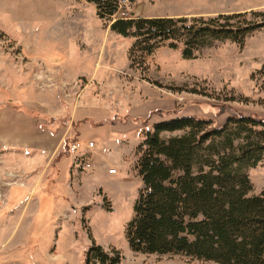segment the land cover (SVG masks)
I'll list each match as a JSON object with an SVG mask.
<instances>
[{
    "label": "rangeland",
    "instance_id": "rangeland-1",
    "mask_svg": "<svg viewBox=\"0 0 264 264\" xmlns=\"http://www.w3.org/2000/svg\"><path fill=\"white\" fill-rule=\"evenodd\" d=\"M123 3L101 20L87 0H0V264H86L93 244L121 264H213L131 250L138 149L162 121L264 120V28L192 60L165 43L132 61L134 39L110 25L241 12L261 22L264 0ZM74 142L87 149L71 154ZM246 173L251 194L263 192L264 158Z\"/></svg>",
    "mask_w": 264,
    "mask_h": 264
},
{
    "label": "trees",
    "instance_id": "trees-1",
    "mask_svg": "<svg viewBox=\"0 0 264 264\" xmlns=\"http://www.w3.org/2000/svg\"><path fill=\"white\" fill-rule=\"evenodd\" d=\"M101 20L119 10V0H87ZM247 13L215 18H119L110 30L133 38L136 53L151 55L161 45L181 46L186 60L215 42L243 45L261 22ZM244 19V20H243ZM164 134H170L163 139ZM176 134V135H174ZM137 170L143 188L126 237L132 251L158 256H186L213 264H264V191L252 195L247 168L264 158V120L184 117L162 121L138 149ZM119 251L93 244L86 264H121Z\"/></svg>",
    "mask_w": 264,
    "mask_h": 264
},
{
    "label": "built area",
    "instance_id": "built-area-1",
    "mask_svg": "<svg viewBox=\"0 0 264 264\" xmlns=\"http://www.w3.org/2000/svg\"><path fill=\"white\" fill-rule=\"evenodd\" d=\"M123 4H124L123 0H119V10H120L121 5H123ZM122 19H124V18H122ZM89 147L90 148L94 147V143H90ZM83 149H87V148L86 147L83 148L82 145H80V143H77V142L71 143L69 145V152L71 154H75V153L80 154ZM112 173H116V171H114V172L112 171Z\"/></svg>",
    "mask_w": 264,
    "mask_h": 264
},
{
    "label": "crops",
    "instance_id": "crops-1",
    "mask_svg": "<svg viewBox=\"0 0 264 264\" xmlns=\"http://www.w3.org/2000/svg\"><path fill=\"white\" fill-rule=\"evenodd\" d=\"M229 0H227V2H228ZM233 1H235V0H233ZM220 2H224V1H220ZM220 2H218V3H220ZM234 7V6H233ZM245 7H247L246 5H245ZM242 13V12H241Z\"/></svg>",
    "mask_w": 264,
    "mask_h": 264
}]
</instances>
